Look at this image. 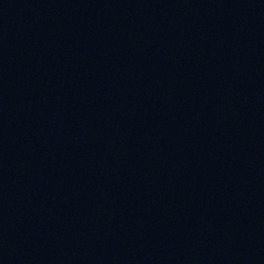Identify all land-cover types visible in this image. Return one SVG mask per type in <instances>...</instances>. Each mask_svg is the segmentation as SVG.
<instances>
[{"label": "water", "instance_id": "water-1", "mask_svg": "<svg viewBox=\"0 0 264 264\" xmlns=\"http://www.w3.org/2000/svg\"><path fill=\"white\" fill-rule=\"evenodd\" d=\"M0 264H264V0H0Z\"/></svg>", "mask_w": 264, "mask_h": 264}]
</instances>
